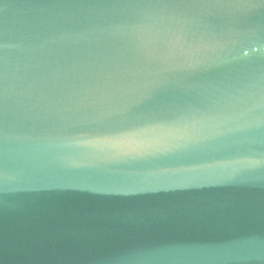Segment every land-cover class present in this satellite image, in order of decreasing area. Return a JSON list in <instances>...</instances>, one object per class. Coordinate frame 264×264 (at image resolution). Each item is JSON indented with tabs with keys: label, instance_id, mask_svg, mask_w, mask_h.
I'll use <instances>...</instances> for the list:
<instances>
[{
	"label": "water",
	"instance_id": "1",
	"mask_svg": "<svg viewBox=\"0 0 264 264\" xmlns=\"http://www.w3.org/2000/svg\"><path fill=\"white\" fill-rule=\"evenodd\" d=\"M0 264H264V0H0Z\"/></svg>",
	"mask_w": 264,
	"mask_h": 264
}]
</instances>
